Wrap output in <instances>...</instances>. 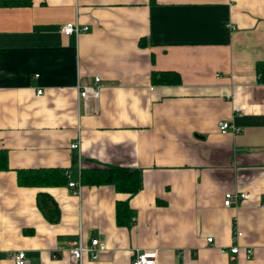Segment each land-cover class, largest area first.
Segmentation results:
<instances>
[{
    "label": "crops",
    "instance_id": "crops-1",
    "mask_svg": "<svg viewBox=\"0 0 264 264\" xmlns=\"http://www.w3.org/2000/svg\"><path fill=\"white\" fill-rule=\"evenodd\" d=\"M68 22L87 30L65 36ZM257 62L264 0H30L0 8V149L9 169L0 172V264H14L17 252L25 264H71L72 243L91 238L106 251L83 264H129L144 251L157 252L154 264H264ZM153 72H174L181 84L155 85ZM84 86L99 89L97 101L80 97ZM223 121L240 133L220 134ZM106 166L139 170L141 189L128 198L80 184L81 169ZM54 168L67 184H17L16 170ZM227 192L249 196L225 207ZM40 193L56 203L57 223L38 210ZM127 198L130 227L115 219L116 201Z\"/></svg>",
    "mask_w": 264,
    "mask_h": 264
},
{
    "label": "trees",
    "instance_id": "trees-1",
    "mask_svg": "<svg viewBox=\"0 0 264 264\" xmlns=\"http://www.w3.org/2000/svg\"><path fill=\"white\" fill-rule=\"evenodd\" d=\"M30 0H0V8L27 7ZM26 5V6H25ZM256 72L264 81V62H257ZM153 84L160 86L180 85V76L174 72H153ZM7 151L0 149V172L8 169ZM20 187H59L67 184V175L62 169H20L16 170ZM83 186H111L116 193L134 196L142 187L141 172L137 169L106 166L103 168H83L80 171ZM128 198L116 201L115 219L119 226L130 227L135 220V212L129 207ZM37 208L49 223H57L59 210L53 199L46 193L37 196Z\"/></svg>",
    "mask_w": 264,
    "mask_h": 264
},
{
    "label": "built area",
    "instance_id": "built-area-1",
    "mask_svg": "<svg viewBox=\"0 0 264 264\" xmlns=\"http://www.w3.org/2000/svg\"><path fill=\"white\" fill-rule=\"evenodd\" d=\"M87 27L80 26L77 22H68L64 24L61 28V33L65 36H69L72 34H79L80 32L86 31ZM94 82L97 84L99 82L98 78H95ZM40 94V91L37 92ZM80 97L87 98L91 97L94 101H97L99 96V89L97 87L92 86H84L80 89ZM217 128L220 134H239L240 128L226 121L219 122L217 124ZM78 144H71V148H77ZM70 187L74 186L73 184H69ZM248 194L244 192H227L223 196V206L230 207L232 205H236L239 200H246L248 198ZM241 235V233L237 230L233 233V240L236 241L237 238ZM207 242L210 245H213L212 239L208 238ZM106 251V247L103 243H101L98 239L91 238L88 242H83L81 239L78 242L72 243L71 248L68 251V261L71 264H83L85 260L89 261H97L101 258V255ZM221 253H226L225 250L221 249ZM229 252L231 255H238L239 248L237 245H233ZM246 255H252L251 250H246ZM157 257L156 251H144L138 253L134 260H132L129 264H154ZM14 264H25V254L23 252H17L13 256Z\"/></svg>",
    "mask_w": 264,
    "mask_h": 264
}]
</instances>
